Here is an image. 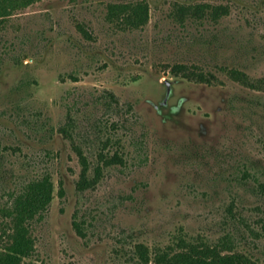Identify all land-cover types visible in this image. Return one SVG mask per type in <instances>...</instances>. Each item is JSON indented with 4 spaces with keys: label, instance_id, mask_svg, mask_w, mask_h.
<instances>
[{
    "label": "rangeland",
    "instance_id": "rangeland-1",
    "mask_svg": "<svg viewBox=\"0 0 264 264\" xmlns=\"http://www.w3.org/2000/svg\"><path fill=\"white\" fill-rule=\"evenodd\" d=\"M132 1L36 0L0 22V185L46 172L55 185L25 264H139L138 244L216 241L236 214L257 219L261 234L247 232L264 260V197L226 180L251 162L248 181L264 180V0L217 21L181 22L175 0H147L138 27L109 15ZM175 64L193 72L173 75ZM106 137L122 162L79 190L73 145L95 162Z\"/></svg>",
    "mask_w": 264,
    "mask_h": 264
},
{
    "label": "trees",
    "instance_id": "trees-1",
    "mask_svg": "<svg viewBox=\"0 0 264 264\" xmlns=\"http://www.w3.org/2000/svg\"><path fill=\"white\" fill-rule=\"evenodd\" d=\"M36 0H0V22L11 12L23 5L30 4ZM242 0H228L229 3H213L209 0H175V17L179 21L203 20L217 21L221 16L229 13L231 4H236ZM260 1H255L257 5ZM254 3L252 7H256ZM109 15L119 18L124 24L138 27L148 21L149 1L137 0L132 2L112 3L109 6ZM20 63L22 60L19 61ZM185 69L180 64L171 67L173 75L184 72ZM193 71H187L188 76ZM232 76L241 79L245 74L236 68H231ZM72 76V75H71ZM202 77V75H201ZM70 121V120H69ZM68 121V122H69ZM69 125L60 127V131L65 135H70ZM105 137V136H104ZM103 145L95 153L93 160H90L86 152L75 143L74 150L83 164L78 180L77 188L84 190L93 188L103 175L104 167L113 165L116 162H122V156L118 151L110 154L105 151L110 146V137L101 140ZM251 167L245 166L243 169L236 167L226 174V180L236 182L239 185L248 187L259 195L264 197V180L254 179L251 184L248 179L258 171L256 163L251 162ZM222 167V166H221ZM255 173L250 172V170ZM261 171L260 173H263ZM3 174V173H2ZM219 176L221 173H217ZM223 176V174H222ZM1 195L6 197L4 204L0 207L2 219L0 221V264H25L24 260L31 258L35 252V238L33 234L34 222L43 217L48 210L49 204L54 197V181L49 172L29 179H19L13 184L7 178V175H1ZM12 184V185H11ZM13 186V187H12ZM11 187V188H10ZM60 195L65 194V189L60 184L58 190ZM255 193V194H256ZM232 204V203H231ZM227 210L233 215L234 210L229 205ZM257 221V219H256ZM256 221H250L246 217L236 214L233 219L230 217V223L233 225L225 231L219 240L209 242L203 238H184L178 237L174 241L175 245L165 249H154L152 252L148 246L138 244L137 254L132 256L134 260L140 263L148 264L150 261L155 264H264L263 258L255 252L257 245L254 238L261 234L253 226ZM251 222V223H250ZM258 224L264 228V220L259 216ZM229 223V224H230ZM78 231L82 233L81 225L74 221ZM235 230V231H234ZM249 231L254 238L249 237ZM240 241L242 244L239 249H234V242Z\"/></svg>",
    "mask_w": 264,
    "mask_h": 264
}]
</instances>
